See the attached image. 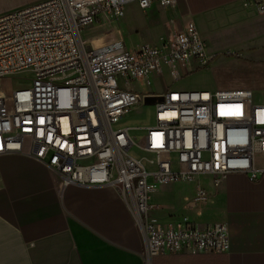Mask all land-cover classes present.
<instances>
[{
	"label": "built area",
	"instance_id": "2783aa9c",
	"mask_svg": "<svg viewBox=\"0 0 264 264\" xmlns=\"http://www.w3.org/2000/svg\"><path fill=\"white\" fill-rule=\"evenodd\" d=\"M131 3L147 10L177 0H38L0 15V160L28 157L61 176L65 187L116 190L146 240L148 260L225 254L227 224L201 228L185 218L164 227L151 215V198L162 187L198 183L189 202L197 208L209 198L202 175H212L215 187L231 173L260 180L264 102L249 89L167 90L153 103L152 125L123 126L148 98L134 84L148 85L165 70L178 79V67L211 62L192 22L136 49L123 39L94 48L82 40L86 26L122 18Z\"/></svg>",
	"mask_w": 264,
	"mask_h": 264
},
{
	"label": "crops",
	"instance_id": "0c3cea01",
	"mask_svg": "<svg viewBox=\"0 0 264 264\" xmlns=\"http://www.w3.org/2000/svg\"><path fill=\"white\" fill-rule=\"evenodd\" d=\"M262 4L264 0H177L174 7L153 4L142 10L131 3L122 18L92 24L86 31L100 39L93 48L123 39L132 49L139 34L142 41L152 39L148 45H153L183 31L187 23L195 24L210 64L201 68L202 63L191 62L178 67L181 78L165 70L163 76L152 75L148 85H137L152 99L151 107L167 90L256 93L264 91L260 88L264 84ZM125 121L122 125L131 127L130 119ZM153 123L154 118L143 125ZM259 166L264 167V161ZM0 173V264H264V175L254 182L245 174L231 173L219 187L214 186L212 175H202L199 184L209 198L197 208H190L189 202L198 183L160 188L151 198L153 218L164 227H174L185 218L201 228L227 224L230 250L148 260L146 240L113 188L65 187L61 176L24 156L2 158Z\"/></svg>",
	"mask_w": 264,
	"mask_h": 264
},
{
	"label": "rangeland",
	"instance_id": "374dc122",
	"mask_svg": "<svg viewBox=\"0 0 264 264\" xmlns=\"http://www.w3.org/2000/svg\"><path fill=\"white\" fill-rule=\"evenodd\" d=\"M30 2V0H0V14L2 13H6V12H11L13 10H16L18 8H21L23 6H26V4H28ZM154 16H158L156 14H154ZM92 26V25H91ZM90 25L86 26L84 31H83V35L81 34V36H83L84 39V42L89 45L90 47L93 48V44L94 42L100 40V39H95L93 34L94 33H87L86 29L91 27ZM86 31V32H85ZM147 36V35H145ZM135 44H136V48H138L141 44L145 43V44H150L152 43V39L146 37L144 41H142L140 39V34L135 36ZM138 46V47H137ZM135 47V46H134ZM132 47V49H136ZM164 79L166 81H168L169 79V75L166 73ZM18 79H15L14 78V88H17V87H20L19 84L21 83H18L17 84V81ZM261 86L264 87V84H260V88ZM134 87L136 88V90L140 91L141 89L137 86V84H134ZM190 91H209L207 89H197V90H190ZM210 92H213V91H210ZM255 94V97L257 99V101H260V102H264V91H259V92H254ZM148 97V96H147ZM152 101V99H150L149 97L146 98L145 100V103H142L140 104L138 107L134 108L132 110V113L131 115L128 116V118H130V123L129 125H132V126H140V125H143V124H146V122H150L153 118V113H152V108L154 110V107L152 106H149L150 105V102ZM143 132L142 130H138L137 133H136V137L138 136H142Z\"/></svg>",
	"mask_w": 264,
	"mask_h": 264
},
{
	"label": "bare ground",
	"instance_id": "6f19581e",
	"mask_svg": "<svg viewBox=\"0 0 264 264\" xmlns=\"http://www.w3.org/2000/svg\"><path fill=\"white\" fill-rule=\"evenodd\" d=\"M81 34H82V33H81ZM80 37H81V35H80ZM81 38H82V37H81ZM131 113H132V112H131ZM131 113H130L129 115H131ZM129 119H130V118L126 119L125 122H127ZM131 127H134V126L131 125Z\"/></svg>",
	"mask_w": 264,
	"mask_h": 264
}]
</instances>
